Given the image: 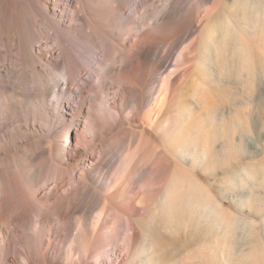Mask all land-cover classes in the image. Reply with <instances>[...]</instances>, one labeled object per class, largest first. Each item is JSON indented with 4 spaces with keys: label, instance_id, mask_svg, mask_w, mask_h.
<instances>
[{
    "label": "bare ground",
    "instance_id": "obj_1",
    "mask_svg": "<svg viewBox=\"0 0 264 264\" xmlns=\"http://www.w3.org/2000/svg\"><path fill=\"white\" fill-rule=\"evenodd\" d=\"M263 54L264 0H0V264H86L90 259L87 264H108L118 254L122 235L129 246L137 234L129 220L111 222L110 201L147 198L164 187L159 181L153 188L144 180L149 170L137 180V166L124 155L121 161L128 167L116 178L102 215L89 222L85 194L108 178L99 159L90 157V167L80 165L83 151L72 146L71 133L90 147L131 118L152 129L171 154L202 161L212 141L208 128L174 102L171 78L191 71V95L206 108L208 80L221 81L230 72L247 70L249 93L263 92L264 67L261 77L255 74L256 66L264 64L259 60ZM169 101L174 102L172 114L164 118ZM199 132L205 133L203 146L196 140ZM161 152L158 148L151 160ZM70 164L80 167L78 174L66 172ZM157 176H163V166ZM137 182L140 193L134 192ZM191 189L189 199L172 183L162 199L169 213L192 217L194 239L174 241L192 249L210 242V236L201 238L197 231L228 221L219 219L222 208L211 191L198 183ZM143 210L138 236L146 253L153 250V258L183 255L185 249L169 248V254L156 246L167 237L149 228ZM108 228L111 240L104 232ZM225 243L220 241V254L229 263Z\"/></svg>",
    "mask_w": 264,
    "mask_h": 264
},
{
    "label": "rangeland",
    "instance_id": "obj_2",
    "mask_svg": "<svg viewBox=\"0 0 264 264\" xmlns=\"http://www.w3.org/2000/svg\"><path fill=\"white\" fill-rule=\"evenodd\" d=\"M175 58L176 56L171 58V61H174L173 64H175ZM263 59L264 54L259 60L263 61ZM263 67V63L256 66L255 74L261 77ZM184 71L185 69L177 72L170 80L172 98L174 102H178L179 108L188 107L199 120L198 124L203 122L208 128L212 141L211 145L206 148L205 158L198 161L196 156H187V154L182 156L178 152L171 154L161 146L160 139L152 129L147 131L145 127H141L131 118H126L122 124L117 126L116 131L114 130L107 137L98 138L90 147H87L75 133H71L72 146L79 145L83 151L80 165L90 167L92 165L87 161L90 157L99 159L101 172L106 173L108 178L106 183L102 180V183L96 187V191L89 190L85 194L83 206L86 207L85 210L89 209L92 213V219L89 222H94L102 215L107 196L114 193L111 192L114 183L125 172L126 166L128 167L121 161L124 155H128V161L137 166L135 174L137 180L141 173L149 170L144 180L153 188L160 181L164 188H160L157 194L153 192L147 198H143L140 194L131 202L117 197L110 201L108 213L112 215L111 220L113 221L111 222L116 223L119 218L124 221L129 220L133 228L137 230V234L129 246L128 241L123 240L126 239L123 238L126 235H122L121 243L118 245V254L116 257H111L108 264H226L227 262L224 263L220 254V241L223 239H226L225 250L227 254L229 252L228 259L232 262L229 261L227 264H233V262L234 264H264V229H262L264 228V91L254 92L253 95L249 93L250 86L248 85L251 78H248L247 70H241V73L239 71L230 72L224 75L221 81L215 82V78L208 80V105L202 108L196 104L195 98L191 95L193 73L191 71L184 73ZM212 71L218 73L217 67H214ZM149 72L150 75L153 74V70ZM262 88L264 89V86ZM152 100L154 97L149 100L148 108L151 107ZM174 102L169 101L165 105L164 115H162L164 118L165 115L172 114L170 107ZM214 109L217 111L215 110L216 112L212 114ZM186 118L189 119L190 116L186 115ZM187 123H190L189 120ZM241 125H247L248 129L242 130ZM191 129L190 125L185 132L186 136ZM197 130L200 131L199 128ZM79 131V134H82L83 125L79 127ZM204 137V132H199L196 136L201 146L206 144ZM168 141L169 145L173 144L170 147L176 149L174 141L172 139ZM158 148L162 152L159 156L156 155L153 161L151 156ZM146 164L151 165L150 169H146ZM161 166H163V176L160 178L157 176V171ZM64 168L69 173L78 174L80 171V167L76 164H70ZM129 178L132 179L131 176ZM172 183H178L182 188V193L189 199L192 196L191 187L198 183L205 192L211 191L213 201L221 206L220 212L223 215L219 219L227 220L228 225L225 226L222 222L216 221L211 226V231H206V229L195 231L201 238L210 236L208 244H204L203 241L192 249L188 245L184 247L178 246L179 244L174 245L175 240L194 239V231L193 223L190 222L192 217L189 214L179 212L178 218L175 212L169 213L165 209V202L162 199L164 190ZM132 184L134 192L140 193L141 183ZM179 197L182 198L183 195L179 194ZM179 201L181 204L185 203L183 200ZM144 207L146 211L144 221L148 219L149 228L167 237V240L155 241L156 246L166 247L169 254L172 249L182 250V252L185 249L183 255L176 257L170 254L168 257L162 255L153 258L151 254L153 250L146 253L145 243L139 241L138 236V231L142 227ZM238 220L242 222L241 227L234 225ZM220 223L222 225L217 227ZM104 232L108 240H111L110 228ZM92 236L93 233H91ZM107 248L109 249L110 246ZM92 262L91 259L87 261V263Z\"/></svg>",
    "mask_w": 264,
    "mask_h": 264
}]
</instances>
